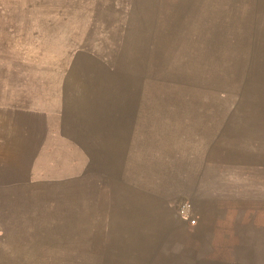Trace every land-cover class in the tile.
<instances>
[{
	"label": "rangeland",
	"instance_id": "rangeland-1",
	"mask_svg": "<svg viewBox=\"0 0 264 264\" xmlns=\"http://www.w3.org/2000/svg\"><path fill=\"white\" fill-rule=\"evenodd\" d=\"M30 1L3 79L60 91L79 174L0 196V264H264V0Z\"/></svg>",
	"mask_w": 264,
	"mask_h": 264
},
{
	"label": "crops",
	"instance_id": "crops-1",
	"mask_svg": "<svg viewBox=\"0 0 264 264\" xmlns=\"http://www.w3.org/2000/svg\"><path fill=\"white\" fill-rule=\"evenodd\" d=\"M36 3L40 6L43 0H32V5ZM24 5L30 8L31 1L25 0ZM8 9L11 8H0V12ZM5 44L9 42L5 40ZM22 55L23 51L18 64L14 50L0 51V196L30 188L37 182L62 178V172L70 171L69 178L79 174L76 157L70 156L68 168H62V161L67 158L48 144L49 140L66 137L55 125L56 109L52 107L55 93L60 91L52 90L54 86H30L23 81L15 84L13 79H3L29 77V61L24 63Z\"/></svg>",
	"mask_w": 264,
	"mask_h": 264
}]
</instances>
